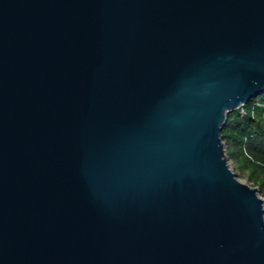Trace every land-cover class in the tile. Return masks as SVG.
Masks as SVG:
<instances>
[{"label":"water","instance_id":"obj_1","mask_svg":"<svg viewBox=\"0 0 264 264\" xmlns=\"http://www.w3.org/2000/svg\"><path fill=\"white\" fill-rule=\"evenodd\" d=\"M263 93L264 0H0V264H264Z\"/></svg>","mask_w":264,"mask_h":264},{"label":"trees","instance_id":"obj_2","mask_svg":"<svg viewBox=\"0 0 264 264\" xmlns=\"http://www.w3.org/2000/svg\"><path fill=\"white\" fill-rule=\"evenodd\" d=\"M222 139L228 160L235 158L255 168L257 186L264 195V103L251 100L229 114Z\"/></svg>","mask_w":264,"mask_h":264},{"label":"rangeland","instance_id":"obj_3","mask_svg":"<svg viewBox=\"0 0 264 264\" xmlns=\"http://www.w3.org/2000/svg\"><path fill=\"white\" fill-rule=\"evenodd\" d=\"M253 100H256L258 103H264V93L254 98ZM237 111H234V114ZM230 151L232 152V150ZM228 161L231 170L237 175L238 180L241 183L250 186L251 188H256L258 190L259 196L264 200V195L263 193H261V191L258 189L257 186L258 182L256 181V179L259 178L257 177L258 173L255 172V168L246 163H242L236 160L235 158H232L231 160Z\"/></svg>","mask_w":264,"mask_h":264}]
</instances>
